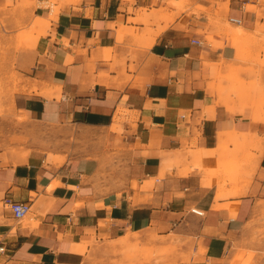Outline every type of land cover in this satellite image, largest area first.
Listing matches in <instances>:
<instances>
[{
	"label": "crops",
	"instance_id": "obj_1",
	"mask_svg": "<svg viewBox=\"0 0 264 264\" xmlns=\"http://www.w3.org/2000/svg\"><path fill=\"white\" fill-rule=\"evenodd\" d=\"M21 1L36 20L17 108L65 137L0 161V264H85L135 235H176L186 264L264 244V67L233 73L243 60L224 30L238 17L254 33L258 2ZM5 198L31 213L15 219Z\"/></svg>",
	"mask_w": 264,
	"mask_h": 264
},
{
	"label": "rangeland",
	"instance_id": "obj_2",
	"mask_svg": "<svg viewBox=\"0 0 264 264\" xmlns=\"http://www.w3.org/2000/svg\"><path fill=\"white\" fill-rule=\"evenodd\" d=\"M253 1L258 4L249 3L246 10L256 11L259 17H264V0ZM15 3L11 8L14 0L0 1V97L3 105L0 112V161L3 165L22 161L34 151H46L61 139V135L63 139L65 137L59 126L33 119L27 112L17 108V94L26 90V76L20 72L19 57L33 49L30 24L36 19L27 20L26 3L21 0H15ZM244 26V22L238 26L230 22L229 18L226 19L224 30L226 34L232 35V41L240 51L238 56L243 60V66L234 68L233 73L249 72L255 65L264 67V59L260 58L264 52V35H261L264 24H259L254 33L247 31ZM257 42L262 43V46L254 52L252 46ZM255 53L257 56H254ZM233 81L234 90L245 98V81L239 77L233 78ZM263 232L260 229L253 241L262 243ZM248 245L235 248L230 264H264V244ZM186 248V241L174 234L169 237L147 236L145 239L138 235L128 236L110 243L99 252H91L85 264H186L191 259Z\"/></svg>",
	"mask_w": 264,
	"mask_h": 264
},
{
	"label": "built area",
	"instance_id": "obj_3",
	"mask_svg": "<svg viewBox=\"0 0 264 264\" xmlns=\"http://www.w3.org/2000/svg\"><path fill=\"white\" fill-rule=\"evenodd\" d=\"M229 21L235 24H243V19L238 17H229ZM194 43L200 44L198 40ZM2 108V99L0 97V111ZM4 205L11 211L13 217L17 220L26 218L32 211V204L30 201H17L10 198L4 199ZM192 211L198 215H203L204 212L200 209L193 208ZM4 251V247H0V252Z\"/></svg>",
	"mask_w": 264,
	"mask_h": 264
},
{
	"label": "bare ground",
	"instance_id": "obj_4",
	"mask_svg": "<svg viewBox=\"0 0 264 264\" xmlns=\"http://www.w3.org/2000/svg\"><path fill=\"white\" fill-rule=\"evenodd\" d=\"M233 24H235V23H233ZM235 25H238V24H235ZM240 25H242V24H240ZM240 25H238V26H240ZM3 106V105H2ZM2 110V109H1ZM1 112V111H0Z\"/></svg>",
	"mask_w": 264,
	"mask_h": 264
}]
</instances>
